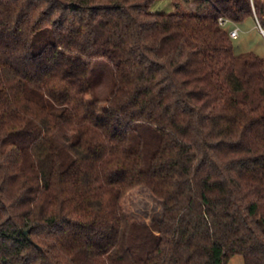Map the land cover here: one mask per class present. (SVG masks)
<instances>
[{"label": "trees", "instance_id": "obj_1", "mask_svg": "<svg viewBox=\"0 0 264 264\" xmlns=\"http://www.w3.org/2000/svg\"><path fill=\"white\" fill-rule=\"evenodd\" d=\"M154 1L0 0V264H264V0Z\"/></svg>", "mask_w": 264, "mask_h": 264}, {"label": "rangeland", "instance_id": "obj_2", "mask_svg": "<svg viewBox=\"0 0 264 264\" xmlns=\"http://www.w3.org/2000/svg\"><path fill=\"white\" fill-rule=\"evenodd\" d=\"M199 5L195 2H185L184 0H155L149 10L157 13H181L195 12ZM226 27L239 28V35L236 39H232L233 50L236 55L242 53H254L264 60V36L259 30L257 21L252 17L247 18L242 23L229 22ZM109 84L99 88V94L105 95L108 92ZM36 93V92H34ZM52 110L60 111L59 108L51 106ZM64 134L59 132L57 139L62 142ZM129 204L134 207L135 217L151 221L154 218H159L162 214V203L156 200L148 191L140 190L135 197H131ZM227 264H245L244 258L241 255H234Z\"/></svg>", "mask_w": 264, "mask_h": 264}, {"label": "built area", "instance_id": "obj_3", "mask_svg": "<svg viewBox=\"0 0 264 264\" xmlns=\"http://www.w3.org/2000/svg\"><path fill=\"white\" fill-rule=\"evenodd\" d=\"M256 21H257V24H258V26H259V30H260V32H261V33L263 34V36H264V29L261 27L259 21H258V20H256ZM219 23H220L222 26H226L227 23H228V21H227L226 19H224V18H220V19H219ZM238 35H239V28H238V27L230 28V30H229V36H230L231 39H236V38L238 37Z\"/></svg>", "mask_w": 264, "mask_h": 264}, {"label": "water", "instance_id": "obj_4", "mask_svg": "<svg viewBox=\"0 0 264 264\" xmlns=\"http://www.w3.org/2000/svg\"><path fill=\"white\" fill-rule=\"evenodd\" d=\"M27 233V232H26Z\"/></svg>", "mask_w": 264, "mask_h": 264}]
</instances>
